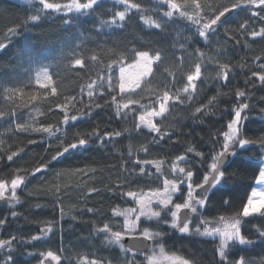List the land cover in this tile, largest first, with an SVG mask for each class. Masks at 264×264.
Wrapping results in <instances>:
<instances>
[{
    "label": "trees",
    "instance_id": "obj_1",
    "mask_svg": "<svg viewBox=\"0 0 264 264\" xmlns=\"http://www.w3.org/2000/svg\"><path fill=\"white\" fill-rule=\"evenodd\" d=\"M49 2L63 4L68 0ZM175 2L181 7L169 20L162 17L169 10L164 0H129V4H138L139 10L129 8L123 24L101 27L100 21L125 11V5L100 0L91 11L65 14L43 11L39 0H0V43L6 44L0 50V181L23 179L16 191L17 204L13 208L0 205V220H5L0 225V240L15 236L18 242H27L18 243L13 253L16 264H38L39 254L47 251L60 256L63 264H84L77 257H110L117 250L106 244L104 226L117 228L114 211L133 203L132 197L119 193L141 194L162 185V175L153 167L144 168L142 174V165L161 162L168 172L183 164L187 172H193V187L202 183L215 154L213 149L218 152L222 148L231 113L239 104H248L242 114L247 120L242 121L240 138L254 143L232 155L223 167L227 171L239 169L242 177L214 187L206 208L195 214L199 226L239 217L237 209L250 195L264 155L260 147L264 139V86L259 80V74H264L260 72L264 37L251 35L264 30V12L253 16L258 6L249 7L245 0ZM233 4L240 7L232 8ZM225 7L233 12L206 37H200L197 25L187 19L195 17L202 27ZM29 15H38V21L28 20ZM152 21L162 23L163 29L152 27ZM245 23L241 30L240 24ZM13 28L16 31L5 39ZM152 48L166 52L162 60L154 62L145 82L147 90L142 87L122 96L118 66L132 62L139 51H149L155 57ZM76 59L82 64L76 65ZM197 64L201 65V75L193 89L187 76L195 74ZM221 64L229 65L227 83L218 78ZM96 81L101 83L93 88ZM237 91L244 93L239 99ZM165 92L172 99L163 116L154 120L159 132H151L139 125L138 116L158 110ZM116 104L121 107L117 109ZM124 104L129 108L124 109ZM66 115L68 124L64 123ZM72 116L79 119L72 122ZM44 128L49 133L43 132ZM81 138L89 140L86 147L53 160L57 152ZM213 138H218L215 145ZM129 172L135 173L128 177L133 183L125 180ZM225 199L230 208L222 207ZM87 208L93 213L85 211ZM191 219L193 223L196 218L192 215ZM171 225L168 213L151 225L166 253L190 264L221 261L216 240L193 229L182 235ZM47 227L51 229L43 240L28 244L29 238ZM254 228L264 231V217L241 219L243 236L257 240ZM225 252L226 261L247 256L259 264L264 259V242L249 248L229 246Z\"/></svg>",
    "mask_w": 264,
    "mask_h": 264
},
{
    "label": "snow or ice",
    "instance_id": "obj_2",
    "mask_svg": "<svg viewBox=\"0 0 264 264\" xmlns=\"http://www.w3.org/2000/svg\"><path fill=\"white\" fill-rule=\"evenodd\" d=\"M100 2V0H86V2H81V0H68L67 3H52L49 2V0H39V4L42 5V10L45 12L48 11H54L56 13H84L91 11L95 8V6ZM117 3L125 5V11H116L113 18L107 21H100L101 27L104 25H112L115 26L118 22L123 24L126 21V15H127V10L129 8L132 9H137L139 10V5L138 4H129V0H116ZM168 7V11H165L162 15L163 18H173L176 15V12L180 9V5H178L175 0H164ZM246 4L251 7L253 4L258 6V12H253L252 15L256 16L259 14V12H264V0H245ZM199 7V6H198ZM240 7L239 4H233L232 8H238ZM231 9L225 7L222 12L219 13V15H216L215 18L211 19L209 22L204 23L203 26L201 27L199 25V21L193 17V16H187V19L189 21L194 22L197 25L198 28V35L200 37H206L208 35H211L213 31L218 27L221 17L225 15V13L230 12ZM180 16L184 17L185 13L180 12ZM28 20L36 22L39 19L38 15H29L27 17ZM264 19V18H262ZM66 23H70V20L65 21ZM144 23H149L147 21H142ZM151 26L154 27L157 30H162L164 25L158 21H152L150 22ZM240 29L243 30L246 27L245 24H240ZM17 28L9 29L8 33L5 35V39L7 36H10L13 32L16 31ZM253 37H264V30H261V32H255L253 31L251 33ZM4 47H6L5 43H0V50H2ZM135 51V49H133ZM151 51L155 52V57L153 58L150 55L149 51H139L136 52V57H137V62H142L143 63V69L139 73V77L135 81L131 82H126L125 76H124V68H120V83H119V88L121 94H124L126 90H131L133 88H138L139 85V79L147 76L148 74L153 72V64L155 61L162 60L166 50L165 49H155L152 48ZM64 59H67L68 56L65 55L63 56ZM76 65H81L82 60L81 59H76L75 60ZM46 71V70H45ZM229 65L228 64H221L220 65V73H218V78L223 80L225 83L229 81ZM261 73H264V66H261L260 69ZM201 75V65L197 64L196 65V70L194 75H188L187 76V81L189 82V85L194 89L195 88V81L197 78H199ZM258 73H253V76H257ZM45 79H50L48 76H45ZM259 80L264 86V74H259ZM39 83V81H37ZM0 87H3L2 84H0ZM55 91V89H53ZM189 89L186 87L185 92H188ZM89 96H92V92L89 91L88 93ZM244 93L237 91L236 96L239 99L242 97ZM172 99L169 97L168 93L165 92L163 96V102L160 103L159 111L153 110L147 113V118L145 115H140L139 116V121L141 125L144 127H147L151 132H159V129L155 124L152 123L151 118L152 117H162L163 114L166 111V104L167 102ZM115 101V98H114ZM211 104V101L209 102ZM117 109L121 107L120 104H116ZM124 109L129 108V104H124L122 106ZM250 106L248 104H239V106L234 110L232 114L233 118L230 120L228 123V128L229 132L224 134V142L222 145V148L220 151L216 152L215 149H213V154L211 156V164L209 165L208 171L205 172L203 176V182L199 184H195V187H193V184L195 183L193 180V172L188 171L187 172V178H188V198L189 201L180 204L176 203L174 208L175 210L171 211V216L173 218L172 225L171 227L174 229H178V231L183 235V234H188L190 232V225L192 223V219L188 215L180 216L178 213L181 211V209H188L190 210L191 213L195 214L198 209H205L206 206L208 205L209 201V194L211 190L218 186V185H227L228 183L234 181L237 178L242 177V173L239 171V169H233L232 171H227L222 167V164L225 160V158L229 155H234L237 154L238 151H242L246 148L247 145L254 143V141L250 139H244L240 138L242 136V132L240 131V128L243 127L242 121L247 120L246 116H243V112L245 109L249 108ZM197 112H200L201 109H197ZM119 114V113H118ZM0 115H3L0 113ZM72 122H75L79 119V117L72 116L71 118ZM65 124L69 123V117L66 115ZM139 127V126H138ZM43 132L49 133L48 128L42 129ZM94 135V134H93ZM105 135H108L107 133ZM119 135V133H117ZM213 145L218 143V138H213L212 139ZM89 144L88 139H79L77 142L68 144L67 147L63 149L62 152H57L56 156L53 157V160L59 159L61 156H63L65 153L73 150V149H82L86 147ZM261 149H264V139L261 140L260 143ZM197 155H202L201 153H197ZM179 159H184L183 157ZM204 159H207V157H204ZM8 160H12V156L8 157ZM261 161V167L260 170L258 171V174L255 176V183L256 187H253L252 192L250 195H248L246 202L243 203L242 207L237 209V215L241 218H247L250 216H257L259 215L260 217H264V199L261 200L259 206L256 203V198L257 196L264 198V155L261 156L260 158ZM147 163V162H145ZM243 163V162H241ZM43 169H36V172H40ZM179 172L183 174L185 172L184 168H180ZM141 173H144V168L141 167ZM35 175V173H33ZM135 173L129 172L125 176V180L128 181V183H133L134 181L128 180L129 176H133ZM23 183L22 179L17 178L13 179L11 181V188L13 191V195H15V191L18 187V185H21ZM5 183L3 181H0V196H3L4 191H5ZM60 190L57 189L56 195H59ZM174 192H179L181 195H183V184L177 185L176 183H169L165 182V187L163 192H156L152 193L151 196L154 198L158 205L161 206L162 211H168L169 206L171 204V198H172V193ZM196 192L197 195L202 194L203 198L196 199L193 196V193ZM112 195H116V193H112ZM121 196H127V197H132L134 200H136V203L140 207V216L146 215L147 213L144 212V209L147 206H150L152 204V199H146L141 196L140 199H137V193H134L132 191H128L127 193H119ZM192 202L195 203L196 207L192 206ZM222 207L230 208L231 204L230 201L225 199L223 201ZM85 211L89 213H93V209L87 208ZM15 213H13V217H15ZM161 213L160 212H152L150 214V217H160ZM140 216L137 217V219H140ZM235 219V218H234ZM207 223V221H204ZM5 223V220H0V225H3ZM108 225L104 226V231H108ZM254 230L257 232L258 239L257 240H251L246 238L241 234V220L240 219H235L234 223L231 224H225L224 229H215L213 230L214 232H218L221 237V250H220V255H221V261L218 262V264H256L255 261H251L248 259L247 256H238L235 260L233 261H226L224 258L227 256V253L224 251V245L226 241H232V245L230 247L236 246L237 243L241 248H249L252 245L258 243V242H264V231H260L259 229ZM50 231V229H49ZM196 232L199 234V228H197ZM213 232H205L203 235H212ZM116 240L120 239V233L116 232L113 234ZM144 240L141 241L142 244L146 247V241L148 239H151L152 236L154 235L153 233H150L147 231V229L144 230L142 233ZM39 237L33 236L32 240H37ZM18 238L17 237H12L10 240H0V246L4 248H8L9 250L12 249V245L17 243ZM19 243H27L23 239H19ZM2 254V253H0ZM29 255H33L32 253H29ZM41 257H46L47 259H41L39 264H50L51 261H57L58 264H63L61 257L58 256L56 253L53 251H47L46 253H40L39 254ZM2 264H16L15 259L13 258V255L9 254L5 257V259L2 261ZM89 264H95V262H89ZM132 264H135V261L132 262ZM182 264H188L187 261H183ZM259 264H264V259H261Z\"/></svg>",
    "mask_w": 264,
    "mask_h": 264
},
{
    "label": "rangeland",
    "instance_id": "obj_3",
    "mask_svg": "<svg viewBox=\"0 0 264 264\" xmlns=\"http://www.w3.org/2000/svg\"><path fill=\"white\" fill-rule=\"evenodd\" d=\"M20 1L30 2L31 0H20ZM121 67L124 68V76H125L126 82H131V81L137 80V78L139 77V73L143 69V63L142 62L138 63L137 57H135V59L132 62L119 65L118 66L119 80H120V68ZM148 76H149V74L147 76H144V77L139 79V85L140 86L138 88L126 90V92L124 94H122V96H127V95L134 93V92H137L142 87L146 91L147 87H146L145 82H146V79ZM100 83H101L100 81H98V82L96 81L93 83L94 86H92V87L93 88L98 87ZM150 111H153V110H150ZM150 111H146L145 113H142L140 115H145L147 118V113ZM156 111H159V108ZM139 116H138V123H139V125H141V123L139 121ZM155 118H157V117L151 118V121L153 124H154ZM141 126H143V125H141ZM229 131L230 130L228 128V131L226 133H228ZM145 166H147V167H145ZM142 167L143 168L153 167L154 170L156 171V173L161 174L162 178H163L162 179V185L160 188H157L154 190H149V191H146L144 193L137 195V199H140L141 196H143V198H146V199H149V198L152 199V204L150 206H147L144 209V212L147 214L140 216V212H141L140 207L136 203V200H134V199H133V203L131 206L121 208V209L114 211V216L118 222V224L116 225L117 228L108 227V231L107 232L103 231V232L105 234L104 237L106 240V244L109 246V248L113 247L117 251L115 253L111 254L110 257H109V255H107L106 257L104 256V258L101 260L87 259L85 257L84 258L77 257V259L81 260V262H83L84 264H89V262H95V264H132L133 261H135V264H182V262L185 261L184 259H182L176 255L166 253V251L163 249L162 245L159 242L160 239H158V237L155 235V233H153L154 235L151 238L152 247L150 250L147 251V253L143 254V257L141 254H139V255L138 254H136V255L131 254L132 252L128 251L123 245H121L119 243L120 239L116 240L114 235H113L116 232L120 233V238L124 235H142V233L144 232L145 229H147L148 232L152 233L151 232V230H152L151 225H154L156 220H159L161 218V216L165 213H168L171 216V211L175 210L174 206L176 203L184 204V203L189 201V198L187 195V192H188L187 185H188L189 181L187 178L186 167L183 164L176 165L173 168V170H170L168 172L165 171V168H163V165L161 164V162H157V161H150V162L144 163V165H142ZM180 168L185 169V172L183 174H181L179 172ZM15 179H17V178H15ZM20 179H22V178H20ZM22 181H23V179H22ZM166 181L169 183H176L177 185L183 184L184 189H183V195H181L179 192L172 193L171 204L169 206V210L168 211H162L161 206L158 205L157 201L154 198H152L151 194L156 193V192H163ZM5 186L6 187H5L4 194H3V196H0V198L7 197L8 201L6 204H0V205H5V206L13 208L17 204L16 191L20 185H18V187L15 191V195H13V191L11 188V181L5 182ZM253 187H256V183L254 184ZM251 192H252V190H251ZM251 192H250V194H251ZM193 196L196 199H200V197L197 195L196 192L193 193ZM181 198H182V200H181ZM262 199H264V198L257 196L256 203L258 206H259ZM192 206L195 207L194 202H192ZM152 212H160L161 215H160V217H154L153 216V217L149 218L150 214ZM195 214L192 213L193 217L196 219L193 220V223H191L190 231L193 229V231L195 233H197L196 230H197V228H199V234L197 233L198 235L216 240L218 255L221 257V255H220L221 237H220V234L218 232H214L213 230H215V229L223 230L225 224L234 223L235 219L241 220L242 218L237 217L235 219L234 218L221 219L213 226H209V225L199 226V225H201V223L200 224L197 223L198 217L195 216ZM138 216H140V219H137ZM172 221H173V218H172ZM49 229H51V228L47 227V228L41 229V233L35 235L36 237H39V239H37V240H40V241L43 240L45 238V236L49 233ZM177 231H178V229H177ZM205 232H213V234L212 235H203ZM32 237L28 239V244H30V245H32L36 241V240H32ZM5 241H7V240H5ZM18 243L19 242L17 241V243L13 244L11 250H9L8 248H4V247L0 246V253H2V254H0V262H2L7 255H9V254L13 255V253L15 252V250L17 248ZM230 245H232V241H226L225 245H224V251H226ZM93 246H95V245H92V246L90 245V247H93ZM26 254L29 255V252H27ZM32 254L35 255V253H32ZM28 255H26V257H28ZM33 255H30V256H33ZM137 255L138 256L141 255L140 257L142 259L137 258L136 257ZM41 259H47V258L41 257ZM50 264H58V262L57 261H51ZM188 264H190V263H188Z\"/></svg>",
    "mask_w": 264,
    "mask_h": 264
},
{
    "label": "water",
    "instance_id": "obj_4",
    "mask_svg": "<svg viewBox=\"0 0 264 264\" xmlns=\"http://www.w3.org/2000/svg\"><path fill=\"white\" fill-rule=\"evenodd\" d=\"M233 12V9H231L230 12L225 13L223 17H221V21H224L231 13ZM232 155H229L225 158L222 167H224L231 159ZM7 198L0 199V203H6ZM191 212L188 209H181V211L178 213L180 216L188 215L191 218ZM144 240L143 235H124L120 238L119 242L130 252L137 253V254H145L148 250L152 247V241L151 239H148L146 241V247L144 244L141 243V241Z\"/></svg>",
    "mask_w": 264,
    "mask_h": 264
}]
</instances>
